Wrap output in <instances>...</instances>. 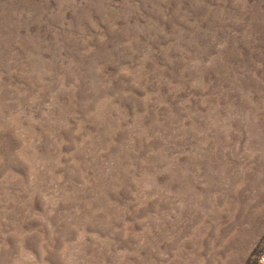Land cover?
Instances as JSON below:
<instances>
[{"label": "rangeland", "instance_id": "374dc122", "mask_svg": "<svg viewBox=\"0 0 264 264\" xmlns=\"http://www.w3.org/2000/svg\"><path fill=\"white\" fill-rule=\"evenodd\" d=\"M0 264H264V0H0Z\"/></svg>", "mask_w": 264, "mask_h": 264}]
</instances>
